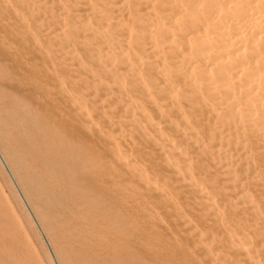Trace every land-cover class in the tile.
Here are the masks:
<instances>
[{
  "label": "bare ground",
  "instance_id": "1",
  "mask_svg": "<svg viewBox=\"0 0 264 264\" xmlns=\"http://www.w3.org/2000/svg\"><path fill=\"white\" fill-rule=\"evenodd\" d=\"M0 162L56 264H262L264 0H0Z\"/></svg>",
  "mask_w": 264,
  "mask_h": 264
},
{
  "label": "rangeland",
  "instance_id": "2",
  "mask_svg": "<svg viewBox=\"0 0 264 264\" xmlns=\"http://www.w3.org/2000/svg\"><path fill=\"white\" fill-rule=\"evenodd\" d=\"M60 66H62V64L58 63V68H60ZM58 74H60V69L58 70ZM65 79L69 80V78L66 76L64 77V80ZM64 83H65L64 86L67 87V89L69 90L67 91L69 93L71 94L78 93V91H76V85L74 84L73 81L69 80V82L67 83L64 82ZM96 118L100 119L98 116ZM96 118H94V120ZM97 119L95 121L97 123L99 121L100 123L102 122L101 125L103 124V126L109 123V122L104 123L105 122L104 120H103L104 122L102 120L97 121ZM129 152L130 150H128L126 153L130 154ZM129 156H131V154ZM1 164L2 163L0 162V168H1L0 169V264H56L53 255L51 254L50 251H48L50 250V248H48L49 246L47 245L46 242L45 245L42 242L45 240L41 232H39L40 231L39 227H37L31 216L28 217L30 218L29 221H31L32 219L33 222L32 221L31 222L33 225H31V223L26 218L27 215H29V213H27L28 210L26 211L27 214L25 213V208L27 207H25V204L22 207L21 204H23L24 202L21 199H19L20 197H18L19 195L17 196L16 188L13 187L14 185H12L10 182L11 175L6 174L7 171L2 166L3 164L2 165ZM2 167L4 168V170ZM4 172L5 174H3ZM6 175L8 178L6 177ZM8 182L10 183V185ZM11 189L14 194H12ZM13 190L16 192H14ZM15 196L18 197L17 199L19 200L15 199ZM4 199L6 200V202ZM34 224L36 226H34ZM38 232L40 234H38ZM40 237H42L43 239ZM47 252H49L50 254ZM51 258L52 260L50 261ZM256 259L255 261L257 262L260 260L258 263L261 262L262 264H264L263 261L264 253H262L261 255L259 254V256Z\"/></svg>",
  "mask_w": 264,
  "mask_h": 264
}]
</instances>
